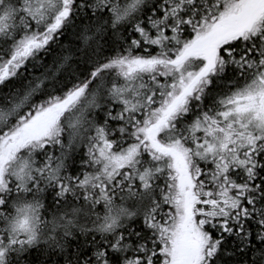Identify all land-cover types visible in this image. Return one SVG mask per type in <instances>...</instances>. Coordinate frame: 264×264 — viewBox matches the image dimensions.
I'll return each instance as SVG.
<instances>
[{"label":"snow or ice","instance_id":"6c2138e0","mask_svg":"<svg viewBox=\"0 0 264 264\" xmlns=\"http://www.w3.org/2000/svg\"><path fill=\"white\" fill-rule=\"evenodd\" d=\"M0 264H264V0H0Z\"/></svg>","mask_w":264,"mask_h":264}]
</instances>
